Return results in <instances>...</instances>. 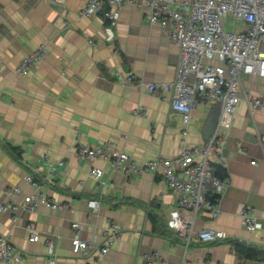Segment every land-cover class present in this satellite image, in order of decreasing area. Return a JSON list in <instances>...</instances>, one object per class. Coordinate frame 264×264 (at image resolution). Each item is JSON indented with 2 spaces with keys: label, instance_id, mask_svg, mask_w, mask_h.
Segmentation results:
<instances>
[{
  "label": "crops",
  "instance_id": "crops-1",
  "mask_svg": "<svg viewBox=\"0 0 264 264\" xmlns=\"http://www.w3.org/2000/svg\"><path fill=\"white\" fill-rule=\"evenodd\" d=\"M51 1L0 0V203L42 194L66 205L0 211V233L18 245L21 264H264L233 248L235 241L264 248V147L256 139V133L264 137V108L251 115L243 99L247 92L264 103V77L242 76L223 159L210 154L211 163L225 169L228 184L217 217L200 214L195 226L221 229L225 237L186 245L173 230L166 235L152 231L150 209L166 223L176 206L161 176L147 171L125 175L107 160L82 159L75 151L80 144L115 142L135 162L177 155L203 143L216 101L197 103L184 125L179 115L170 117L168 94L152 95L123 80L133 75L168 81L175 73L178 46L147 20L144 4H125L110 25L100 14L85 13L87 0ZM41 45L47 48L44 57L20 74L22 58ZM11 147L21 149L19 160ZM92 167L102 170L99 180L90 175ZM27 175L38 188L25 180ZM11 187L20 192L6 195ZM91 198H100L97 213L87 205ZM246 205L257 217L253 231L240 216ZM73 221L80 224V238L97 245L113 221L120 224L104 258L96 248L84 255L72 252ZM30 224L37 241L29 240ZM46 238L54 245L53 255L47 254ZM154 251L160 259L143 256Z\"/></svg>",
  "mask_w": 264,
  "mask_h": 264
},
{
  "label": "built area",
  "instance_id": "built-area-1",
  "mask_svg": "<svg viewBox=\"0 0 264 264\" xmlns=\"http://www.w3.org/2000/svg\"><path fill=\"white\" fill-rule=\"evenodd\" d=\"M141 3L147 7V20L157 23L178 46L175 73L168 81H147L133 75H126L123 80L143 87L152 95L168 94L170 117L179 115L184 125L189 123L197 103L219 102L216 126L203 143L184 148L181 153L166 158L154 157L135 162L115 142L93 146L80 144L75 153L90 161L97 158L107 160L113 169L125 175L147 171L161 176L176 196V206L168 212L167 227L179 234L186 245L192 240L204 243L221 241L225 237L223 230L197 228L195 221L198 215L204 213L213 219L217 217V203L228 184L227 177L220 178L216 174L210 154L214 152L219 161L223 159L226 131L240 99L241 78L243 75L264 77V0H87L84 11L87 15L100 14L113 25L125 4ZM227 17L233 21L230 30L225 22ZM237 22L243 28L237 27ZM46 52L47 48L41 45L24 56L18 72L27 74ZM243 99L248 104L251 115L254 110L264 108V103L250 93L244 92ZM256 134V139L264 147V137ZM89 173L99 180L102 170L92 167ZM25 180L35 188L39 187L38 181L32 176L27 175ZM19 192L18 187L5 189L8 196ZM40 205L52 209L66 207L39 194L24 195L19 202L11 200L8 204L0 203V211L7 208L15 210L18 207L30 210ZM87 205L93 213H97L100 198L88 199ZM240 216L244 227L249 231L258 227L257 217L250 206L242 207ZM71 227L74 229L71 238L72 252L84 255L91 248H96L100 258L109 253L120 231V224L113 221L107 228L103 243L97 245L92 240L80 238L78 222L73 221ZM29 228V240L37 241L39 235L34 226L30 224ZM44 242L47 254L53 255L52 241L46 238ZM143 256L160 259L157 251ZM21 261L18 245L8 235L0 233V264H21ZM49 262L52 263L53 260L49 259ZM180 264H184L183 261Z\"/></svg>",
  "mask_w": 264,
  "mask_h": 264
},
{
  "label": "trees",
  "instance_id": "trees-1",
  "mask_svg": "<svg viewBox=\"0 0 264 264\" xmlns=\"http://www.w3.org/2000/svg\"><path fill=\"white\" fill-rule=\"evenodd\" d=\"M12 154L14 157L19 160L21 155V149L18 147H11ZM216 174L220 178L227 177V173L225 169H223L220 166H215ZM148 218L152 223V231L159 233L160 235H166V233L169 231V228L167 227L166 223L162 221L161 217L154 212L150 211L148 212ZM233 248L241 257L247 258V259H254L259 261H264V248H259L250 244L242 243L235 241L233 244Z\"/></svg>",
  "mask_w": 264,
  "mask_h": 264
},
{
  "label": "water",
  "instance_id": "water-1",
  "mask_svg": "<svg viewBox=\"0 0 264 264\" xmlns=\"http://www.w3.org/2000/svg\"><path fill=\"white\" fill-rule=\"evenodd\" d=\"M218 114H219V102H216L211 112L209 113V116L207 117V120L205 122L203 131H202L204 140L207 139L213 132L216 126Z\"/></svg>",
  "mask_w": 264,
  "mask_h": 264
},
{
  "label": "rangeland",
  "instance_id": "rangeland-1",
  "mask_svg": "<svg viewBox=\"0 0 264 264\" xmlns=\"http://www.w3.org/2000/svg\"><path fill=\"white\" fill-rule=\"evenodd\" d=\"M225 22L227 24V29L230 30L231 29L230 24L232 23V20L230 19V17H227Z\"/></svg>",
  "mask_w": 264,
  "mask_h": 264
}]
</instances>
